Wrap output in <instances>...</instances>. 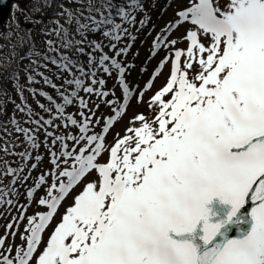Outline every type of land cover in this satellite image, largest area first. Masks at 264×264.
Wrapping results in <instances>:
<instances>
[{
	"label": "snow or ice",
	"instance_id": "6c2138e0",
	"mask_svg": "<svg viewBox=\"0 0 264 264\" xmlns=\"http://www.w3.org/2000/svg\"><path fill=\"white\" fill-rule=\"evenodd\" d=\"M29 4L0 32V264H264V0H173L151 72L159 0Z\"/></svg>",
	"mask_w": 264,
	"mask_h": 264
},
{
	"label": "rangeland",
	"instance_id": "374dc122",
	"mask_svg": "<svg viewBox=\"0 0 264 264\" xmlns=\"http://www.w3.org/2000/svg\"><path fill=\"white\" fill-rule=\"evenodd\" d=\"M21 1L22 0H17V3H19V5H20ZM159 2H160L161 7L155 9L151 14L152 21L157 26L156 29L153 30V29L149 28L150 35L145 34V35L141 36V40L146 41V43L141 44V42L138 40L137 41V48L133 50V58L129 60L130 63L134 62V63L138 64L139 67L148 69L149 72L155 71V67L158 66L159 60L154 59L153 62H149V61H147V59L145 57V53H150V51H151V47H150L151 46V40L155 38V34L159 32L160 28L165 27L167 25V23L171 20V18L173 16V11L175 8V4H173V0H159ZM27 3H28V7H30L29 2H27ZM170 4H172V7H169ZM12 15H13V8H12V11H11V14H10L8 21L6 22V24L4 25V27L2 29L0 28V32L7 31V26L9 24V22L11 21ZM15 15H16V17H18L20 19V22H21V16H22L21 13L19 11H16ZM22 23H24V22H22ZM41 46L43 47L42 44H41ZM136 51L140 52L141 59L145 61L144 63H140L139 60L134 59ZM151 78L152 77L150 75H148V76L138 75L135 72L130 73L128 75V79L130 81L131 80L140 81L141 84H146L147 81ZM108 83H109V87L106 90L111 91L112 87L114 86L113 82L109 81ZM154 83L157 85V87H159L160 81H154ZM138 86H140V85H133V87H138ZM121 95H122V93H121ZM133 95H137V94L134 92ZM15 101H16V103L20 102L19 99H17V98ZM120 102L123 103V100L120 99ZM129 103L131 104V108L126 109L128 111V116H126L123 120H121L119 123H116L114 125L113 135L115 134V132L121 131V129L124 127V125L127 123V121L131 118L133 111H136V112H143L144 111L143 105H138V100L130 99ZM10 106H12V103L5 102L4 103L5 111L8 108H10ZM69 111H72V109H70ZM3 120L4 119H2V116H0V121H3ZM108 139H109V141H111L113 139V136H109ZM41 152H43V149H41ZM38 174L39 173H36V175H38ZM14 214L15 213H12V215H14ZM4 223H6V221L0 219V225H3ZM2 232H3V228L0 227V233H2Z\"/></svg>",
	"mask_w": 264,
	"mask_h": 264
},
{
	"label": "trees",
	"instance_id": "16d2710c",
	"mask_svg": "<svg viewBox=\"0 0 264 264\" xmlns=\"http://www.w3.org/2000/svg\"><path fill=\"white\" fill-rule=\"evenodd\" d=\"M38 79H39V78H38ZM21 83H24V81L22 80ZM34 87H36V88H41V87H42V84L34 85ZM44 90H45V91H49L50 93L52 92V90H51L50 88H47V87H44ZM9 92H11V88H9ZM26 95H28V94L26 93ZM2 98H3V99H6L5 97H0V99H2ZM37 98L40 99L42 103H43V102H46V101L44 100V98H42V97H37ZM28 103L31 104L32 107H33L35 110L39 111V109L36 108V105H35L34 101L32 100V97H31L30 95H28ZM13 114L16 115L17 119H21V115H20L18 112H17V113H14V112H13ZM13 114H12V115H13ZM12 115H5V116H6V118H9V117L12 116ZM7 158H8V159H15L14 157H7ZM13 166H15V165H13Z\"/></svg>",
	"mask_w": 264,
	"mask_h": 264
},
{
	"label": "water",
	"instance_id": "95a60500",
	"mask_svg": "<svg viewBox=\"0 0 264 264\" xmlns=\"http://www.w3.org/2000/svg\"><path fill=\"white\" fill-rule=\"evenodd\" d=\"M11 1L13 0H4L3 3H0V25L5 22L7 18Z\"/></svg>",
	"mask_w": 264,
	"mask_h": 264
}]
</instances>
